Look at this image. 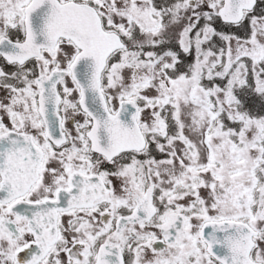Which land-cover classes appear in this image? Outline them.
Wrapping results in <instances>:
<instances>
[{
	"label": "snow or ice",
	"instance_id": "1",
	"mask_svg": "<svg viewBox=\"0 0 264 264\" xmlns=\"http://www.w3.org/2000/svg\"><path fill=\"white\" fill-rule=\"evenodd\" d=\"M0 264H264V0H0Z\"/></svg>",
	"mask_w": 264,
	"mask_h": 264
}]
</instances>
